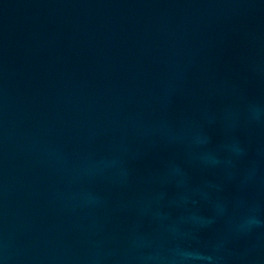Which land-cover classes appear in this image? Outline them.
Instances as JSON below:
<instances>
[{
  "label": "water",
  "instance_id": "95a60500",
  "mask_svg": "<svg viewBox=\"0 0 264 264\" xmlns=\"http://www.w3.org/2000/svg\"><path fill=\"white\" fill-rule=\"evenodd\" d=\"M0 264H264V0H0Z\"/></svg>",
  "mask_w": 264,
  "mask_h": 264
},
{
  "label": "clouds",
  "instance_id": "9594fccd",
  "mask_svg": "<svg viewBox=\"0 0 264 264\" xmlns=\"http://www.w3.org/2000/svg\"><path fill=\"white\" fill-rule=\"evenodd\" d=\"M258 222V221H257ZM209 259H211L210 257H209Z\"/></svg>",
  "mask_w": 264,
  "mask_h": 264
}]
</instances>
